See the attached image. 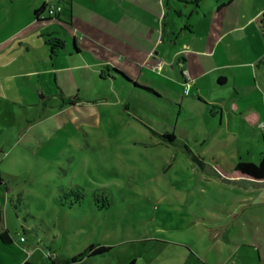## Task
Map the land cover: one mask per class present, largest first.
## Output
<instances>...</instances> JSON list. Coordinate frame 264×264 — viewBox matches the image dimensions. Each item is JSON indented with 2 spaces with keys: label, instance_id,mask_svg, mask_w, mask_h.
<instances>
[{
  "label": "rangeland",
  "instance_id": "374dc122",
  "mask_svg": "<svg viewBox=\"0 0 264 264\" xmlns=\"http://www.w3.org/2000/svg\"><path fill=\"white\" fill-rule=\"evenodd\" d=\"M250 1L263 19L264 0ZM185 2L191 6L186 8L183 0L178 4L192 27L181 18L177 36L191 41L154 48L165 56L164 72L169 71L175 81L179 70L173 67V54L184 62L188 53L197 50L203 34L202 26L195 27L197 18L214 4V0ZM40 4L41 0H0V65L38 76L37 87L31 81L18 83L14 77L0 81L2 98L10 101L0 118L4 180L0 230H7L13 240L6 247L0 244V264H125L131 260L134 264H214L235 247L238 251L225 263L244 264L238 254L247 249L241 243L251 242L252 235L250 225L244 228L241 221L247 222L244 214L264 215V205H258L264 203V186L247 192L225 185L223 179L231 184L238 181L237 173L226 175L216 165L229 169L238 159L256 164L260 160L264 117L251 125L248 109L243 107L254 101L264 104L262 70L253 64L251 69L236 70L241 73L237 85H243L247 99L239 103L240 110H230L231 118L226 123L222 120L220 128H213L214 132L207 128L192 104L187 111L199 115L194 131L181 130L172 125L171 113L160 108V103L152 106L135 98L134 91L98 79L97 70L105 73L106 69L96 61L110 63L130 76L135 72L139 85L161 79L160 75L139 74L136 60L126 55L128 50L112 32L96 38L89 30L80 32L81 37L85 35V42H77L80 61L92 73L73 68L67 81L55 63L47 59L45 66L33 52L45 45L39 39L42 32L30 27L34 6ZM250 10L244 6V12ZM57 34L66 41L63 31L58 29ZM251 34L252 30L241 32L243 44L238 50L244 57L247 49L254 48ZM142 44L141 49L148 48ZM203 49L198 51L203 53ZM122 59L130 71L119 65ZM253 71L258 74L252 76ZM164 86L172 88L167 79ZM24 97L31 103H24ZM165 132L188 138L182 144H168L159 136ZM195 155L204 158L203 168L193 160ZM248 199H255L256 204L249 206ZM91 245L110 249L68 263Z\"/></svg>",
  "mask_w": 264,
  "mask_h": 264
},
{
  "label": "crops",
  "instance_id": "0c3cea01",
  "mask_svg": "<svg viewBox=\"0 0 264 264\" xmlns=\"http://www.w3.org/2000/svg\"><path fill=\"white\" fill-rule=\"evenodd\" d=\"M54 1L55 3L52 4L51 0H41L39 6H34L33 16L30 21L31 30L41 31L39 39L45 40V45H43L42 49L33 48V52L45 62V66L47 65V59L55 63L59 72L64 75L63 79L67 81H69V78L66 76L72 73L73 68L86 71L88 74L92 73L91 67L86 66L80 61L81 58L79 56L81 52L77 46V42L79 39L81 42H85V35L81 37L80 32L85 29V31L89 30L90 34H88L95 38L99 33L103 37H109V32H112L128 50L126 55L136 60V70L139 74L149 77L155 74V76L160 75L161 77L160 81L159 79H154V81L150 82L151 84L139 85L135 72L132 71V76H130L120 69L121 72L139 86L151 89L158 95V98L153 99L146 93H135V98L147 100L152 106L160 103V108L171 113L170 122L175 128L179 127L182 130L186 127V129L194 131L195 117L199 115L194 116L187 111L192 104L194 105V109H198L200 113L199 121H204L207 124V128L211 131H213V128H220L222 120L223 123H226L227 119L231 118L230 114L232 115V113L230 110H233V108L240 110L241 106L239 103L247 99L248 93L243 89V85H237L241 73L236 70H240L243 67L251 69V64H253L257 70H262L263 75H261L264 78V47L262 45L264 18H261V10L256 11L254 5L249 4L250 0H214L213 5L204 9L205 13L203 17L199 16L195 24V27L202 26L203 28L202 38L197 50L188 53L189 59L184 60V62L183 60H179V54H176V52L173 54V67L179 70L176 81L175 78H172L169 71L164 72L166 63L163 62V57L165 58V56H161L154 48H157L161 43L174 47L177 40L181 43L191 41L188 37L179 38L177 36V32L180 30L178 24L181 18H184V22L188 28L192 27L189 20H185V11L181 10L178 4L179 0H136L137 4L133 3L132 0ZM201 1L203 0H198V3ZM183 2L186 8L191 6L185 0ZM61 3L64 4V7ZM44 4H47V6H60L62 12L60 11L61 13L55 14L54 17H49L44 11L37 19L34 12ZM248 5L251 10L246 13L244 12V6ZM63 11H68L69 15L63 14ZM197 12L196 10L195 13ZM57 28L66 34V41L57 34ZM248 30H252L251 37L254 48L252 51L247 49L246 57H244L240 54L242 51H239L238 48L240 49V45L243 44L241 32H247ZM53 39L61 41L60 48L53 50L55 47L50 44V40ZM142 43H145L148 48L141 49ZM72 44L75 45L77 51L72 49ZM138 48L141 50L136 51ZM199 48H204L203 53L198 51ZM52 50L55 53L52 54ZM248 53L249 56H247ZM62 54L64 57L60 61ZM32 61L37 63L35 58H32ZM95 63L98 67H105L107 75L110 73L109 68H116L114 65H110V63L98 61ZM158 64H161L160 69L155 67ZM119 65L130 71L126 59H122ZM183 69L188 72L192 80L187 95L180 89L184 80L182 75ZM227 69L232 70L229 75L225 72ZM97 73L98 78L99 73L104 75V72L100 69L97 70ZM163 73L166 76H163ZM26 74L28 73H24L23 71L11 72L7 64L0 65V81L14 77L18 83H29L31 81V85H36V78L38 76L34 77L33 75ZM251 74L255 76L258 73L253 71ZM138 78H140V75ZM166 79L171 82L172 88L164 86ZM160 91H165L167 95ZM169 91H171V94ZM40 93L38 94V101L42 98ZM2 97L3 95L0 90V118L6 106H8L7 103L10 102L9 100L4 101ZM11 100L13 101L14 99ZM23 101L24 103H31L28 97H24ZM259 102L247 103L249 107H243V109H248L246 117L247 122L251 125H256L259 121H263L264 104ZM243 112L244 110H242L240 115L244 114ZM175 137L176 142L173 144L185 143L187 140L184 139L188 138L185 134L183 136L175 135ZM262 139H264V136H262ZM0 150L3 151L1 148ZM235 164L230 167L232 168L231 171H229L230 168H226L223 164L216 166L220 172L230 175L234 170ZM217 169L212 170V172L215 174ZM237 178L238 181L233 184L229 183L226 179H223V182L228 186H238L247 192L258 191V189L264 186V180L256 181L240 176L238 173ZM0 180V185L4 184L1 173ZM245 202L249 206L256 204L255 199H248ZM262 202L258 203V205H264ZM262 211L264 213V208ZM244 216L247 222L243 220L241 221V225L244 228L247 223L250 225L252 241L241 243V247L247 250L240 251L238 257H242L244 264H251V260H255L256 264H264V215L260 216L256 211L253 216L250 213L248 215L244 214ZM229 226L230 223L227 224V227ZM238 249L237 247L229 248V255L227 256V253L223 252V256L217 257L214 264H226L225 261L229 259L232 253L235 254ZM218 253L221 254L220 251ZM234 264H239V262Z\"/></svg>",
  "mask_w": 264,
  "mask_h": 264
},
{
  "label": "trees",
  "instance_id": "16d2710c",
  "mask_svg": "<svg viewBox=\"0 0 264 264\" xmlns=\"http://www.w3.org/2000/svg\"><path fill=\"white\" fill-rule=\"evenodd\" d=\"M51 6V5H50ZM47 4H44L41 8L35 10L34 15L38 19L41 13L46 11L47 9ZM62 9V8H61ZM264 29V27H263ZM263 37H264V30H263ZM50 44L54 47L55 45L60 48L61 41L58 39L55 40H50ZM72 49L74 51H77V48L75 47L74 44H72ZM55 53V51L52 50V54ZM180 62V61H178ZM178 64V63H177ZM107 72V71H106ZM100 74L99 73V80L107 81L110 82V84H119V87L122 89H127V92H132L134 91L135 93H146L148 96H151L153 99L158 98V95L151 89L139 86L137 83L129 79L123 72L116 68H109V74L107 73ZM183 89V86H182ZM184 93V92H183ZM188 94V93H187ZM185 94V95H187ZM163 140H166L167 143H175L176 142V137L173 133L171 132H165L164 134L159 135ZM187 150V149H186ZM193 160L201 167L203 168L204 162L201 160V158L198 155H195L192 157ZM234 171L238 174H241L242 176L253 179L256 181H263L264 180V139H262L261 142V150H260V160L259 162L253 163V162H248V161H243V160H238L236 164L234 165ZM1 181V180H0ZM80 199H75V202H79ZM2 223V215L0 213V226ZM13 242L9 232L7 230H3L0 232V244L3 246H8ZM110 248L109 247H104V246H89L83 253L78 254L77 256L73 257L71 260L68 261V263H75L80 260H82L85 256L91 257L95 255H100L105 252H107ZM50 258V257H48ZM22 264H32L28 261L23 262ZM125 264H134V260H131L128 263Z\"/></svg>",
  "mask_w": 264,
  "mask_h": 264
},
{
  "label": "built area",
  "instance_id": "2783aa9c",
  "mask_svg": "<svg viewBox=\"0 0 264 264\" xmlns=\"http://www.w3.org/2000/svg\"><path fill=\"white\" fill-rule=\"evenodd\" d=\"M61 7L60 6H48L46 11H47V14L49 16H54L55 14L59 13L61 11ZM157 68L160 69L161 68V64H158L157 65ZM182 75H183V82H182V86H183V92L184 94H187L189 92V89L191 87V84H192V80L191 78L189 77V74L186 70H182Z\"/></svg>",
  "mask_w": 264,
  "mask_h": 264
},
{
  "label": "water",
  "instance_id": "95a60500",
  "mask_svg": "<svg viewBox=\"0 0 264 264\" xmlns=\"http://www.w3.org/2000/svg\"><path fill=\"white\" fill-rule=\"evenodd\" d=\"M240 176H242L241 174H240ZM244 177V176H243Z\"/></svg>",
  "mask_w": 264,
  "mask_h": 264
}]
</instances>
